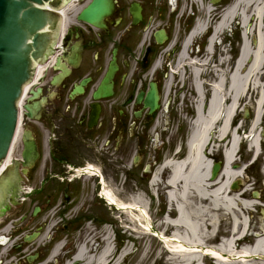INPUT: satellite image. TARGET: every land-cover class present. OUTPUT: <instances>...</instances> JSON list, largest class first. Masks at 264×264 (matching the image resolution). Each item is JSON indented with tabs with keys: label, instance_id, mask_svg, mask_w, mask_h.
Masks as SVG:
<instances>
[{
	"label": "flooded vegetation",
	"instance_id": "flooded-vegetation-1",
	"mask_svg": "<svg viewBox=\"0 0 264 264\" xmlns=\"http://www.w3.org/2000/svg\"><path fill=\"white\" fill-rule=\"evenodd\" d=\"M90 2L74 1L77 12L64 17L53 50L25 94L23 106L29 111H21L18 156L11 160L12 166L19 167V175L8 184L13 202L2 208L0 234L4 229L6 233L0 235V264H38L58 242L63 256L67 245L73 252L78 242L97 241L107 220L101 211L96 214L95 205L81 202L85 193L77 186L73 170L87 161L95 162L100 168L96 172L101 174L102 169L115 171L127 161H132V168L143 163L146 133L161 109V85L168 68L176 66L178 47L166 48L174 13L168 10V0L166 4L159 0H111L112 9L102 20L103 27L97 28L78 20ZM159 32L165 36L161 43L155 39ZM160 53L161 60L156 62ZM151 84L159 96L152 114L144 106ZM186 84L185 69L180 79L171 76L169 116L186 107L190 89ZM25 145L28 165L22 168ZM162 145L155 148L153 163ZM218 156L215 161H220ZM249 173L253 191L258 189L259 199L264 201L259 186L264 177V140ZM19 178L26 191L22 202L17 200ZM12 210V216L21 213L11 217ZM77 233L80 237L75 240ZM27 238L30 241H25Z\"/></svg>",
	"mask_w": 264,
	"mask_h": 264
},
{
	"label": "bare ground",
	"instance_id": "bare-ground-1",
	"mask_svg": "<svg viewBox=\"0 0 264 264\" xmlns=\"http://www.w3.org/2000/svg\"><path fill=\"white\" fill-rule=\"evenodd\" d=\"M73 11V7L67 9L64 11V16ZM232 19H237L242 28L248 27V31L242 33L243 45L240 48L236 65L234 64L233 70L228 73L227 77L224 73L217 76L206 104L203 103L205 95L200 76L201 67L206 64L209 57L199 63L196 58L188 57L186 52L194 39L205 30V22L198 21L194 25L188 33L179 55L180 62L184 63V67H188L189 74L192 76L196 97L194 106L196 114L193 117L191 136L187 140V155L181 162H176L171 158L165 159L163 165H160L157 172H154L150 181L151 187H157L159 175L168 170L169 174L163 185L166 191L165 199L168 205L175 206L177 214L171 219L163 218L164 220L160 224L164 225V230H170L172 235L171 238H166L161 233H153L152 230L151 233L156 235L168 248L173 264H204L203 258L206 255L213 257L216 264H264V234L256 238L250 247L236 248L245 235L247 221L243 213L258 203L243 199L247 189L241 193L229 191L230 184L239 180L245 170V167L242 169L232 168V165L237 161L236 150L239 140L242 138L235 135L231 131L232 129H229V125L233 115L238 111L241 99L251 89L259 90V94L254 102L253 119L243 139L248 140L249 151L251 148L256 150L260 141L258 126L264 109V86L259 82L264 65V0H234L232 6L226 10V13L221 14L219 21L212 29L207 47L209 55L212 53V46H215L217 37L229 27ZM252 21L256 23L250 24ZM247 32L254 35L253 48L248 44ZM196 63L200 68L194 66ZM181 67L177 66L176 74ZM242 69L243 71L240 72ZM226 78H228V85L224 90ZM218 142L226 144L223 155L224 165L217 181L210 182L208 178L210 156L213 157L214 154L212 143L217 144ZM256 151L258 155V148ZM101 190V197L107 203L115 204L117 210L125 213L129 220L143 221L148 228L150 218L146 214V207L139 205L141 199L135 198L131 199L129 203H118L110 190L104 187ZM227 215L230 219L229 235L223 241L221 240L217 247H208L206 244L208 240L214 238L212 235L218 221ZM108 239L107 235L104 241ZM96 245L98 246V244ZM60 251L61 244L53 249L47 263L57 257ZM127 253V249H123L121 252L122 255ZM112 255L113 252L108 246V242L99 249L95 246L92 250L83 244L67 264L77 262L117 264L119 257L110 259Z\"/></svg>",
	"mask_w": 264,
	"mask_h": 264
},
{
	"label": "rangeland",
	"instance_id": "rangeland-1",
	"mask_svg": "<svg viewBox=\"0 0 264 264\" xmlns=\"http://www.w3.org/2000/svg\"><path fill=\"white\" fill-rule=\"evenodd\" d=\"M162 1L163 4H166L167 0H159ZM198 0H179L177 3V7L181 5L182 12H183V18H173L171 20L173 22V25H176V28H178V24H180V33L178 35L179 37V43L183 40V24L186 20V25L189 26V22L192 18V22L194 23V19L196 15H198L199 21L202 19L205 21L207 30H210V33L206 34L205 37H202L199 35L196 37L192 43V56L193 58H196L197 62L201 63V61L206 60L209 55L205 50V47H203V43L206 42L207 44V37H209L212 33V29L216 22L219 21V18L221 14L226 13V10L232 6L234 3V0H218L214 4L210 5V9L208 11L205 10L206 4H208L210 0H202L203 8H201L197 2ZM201 2V0H200ZM190 4L191 12L195 15L191 18L186 17L190 13L189 7ZM196 6H199V10L196 12ZM180 8V6H179ZM168 10L169 7H168ZM166 11V10H165ZM172 12V11H171ZM174 12V11H173ZM178 12V11H177ZM176 12V14H177ZM170 13V12H169ZM229 13V12H228ZM69 13H67V16ZM256 22H251L250 24H255ZM192 29V28H191ZM248 31V27L246 29L242 28L239 24V21L237 19H233L232 23L229 25L228 28L223 30L221 34L216 39V44L214 46V54L209 59H207V62L205 65L201 67L202 72L200 76V80L203 83V90L205 95L204 103L206 104L209 98L210 88L213 87L217 80V75H220L221 73H224L227 77L228 73L233 70L235 59L237 58L239 54V49L243 45L242 41V33L244 31ZM248 33V32H247ZM178 43V45H179ZM255 43L254 35L252 36L251 33H248V44L249 46H252L253 48ZM198 55H195V54ZM184 63L181 62V65L186 70V83H188L187 87L190 88L187 91L186 94V100L184 101L183 110L180 112L179 110L175 115L169 116V113L167 114L166 107L169 104V99L167 98L164 100L162 106L163 108L159 112L157 116V123H153L149 130L146 133L145 138V149H144V160L143 163H141L138 167L132 168L128 172L126 171V168H128V165L130 164V161L124 162L121 165H118L115 167V171L112 169H102L103 174V184L102 186L105 189L110 190L113 195L116 197V200L118 203L125 202L129 203L131 199L139 198L140 200V206L146 207V212L148 213V216L150 218L151 223H155L156 228L159 229L162 228L161 221L164 213L166 212V208L168 206V203L165 199V190L163 188L164 182L168 176V171H164L161 175H159V184L156 188L151 187L149 185V180L151 177H153L154 172H157V166L162 163L164 159L171 158L172 151L178 146H180L181 152H186L185 142L187 139V136L190 131L191 127V120L193 119L195 113H194V105H195V92L193 89V82H192V76L189 74L188 67L183 66ZM197 66V63L196 65ZM181 68V69H183ZM190 68V67H189ZM197 68H200L197 66ZM191 69V68H190ZM243 69L240 71L242 72ZM188 75L189 78H188ZM261 80L259 81L264 86V65L262 67L261 71ZM181 83H179L180 85ZM228 85V78H226L225 84H224V90H226ZM173 88V87H172ZM257 92V93H256ZM259 94V90H250L247 95L244 96V98L241 99L239 103V108L237 111L238 114V120L242 123L241 133L247 134L248 127L250 125L251 120L253 119V109H254V101L257 100V95ZM177 104L180 103V99H177ZM177 108H181V106L177 105ZM248 112L249 117L244 118V113ZM186 114V115H185ZM193 114V116H192ZM192 116V117H191ZM237 120V121H238ZM250 120V121H248ZM261 127H263V121L261 123ZM259 129V127H258ZM248 142V140L246 141ZM246 142H242L240 147V161L241 162H248L250 157L249 153L246 151ZM163 143L164 145H162ZM162 145V150L157 153V158L160 161L157 165L153 164L155 156V148ZM173 145V146H172ZM19 142L15 149L12 152L11 158H15L18 156V150H19ZM88 165H93L94 170L100 172V168L95 162L87 161ZM145 168H148L147 170V177H142V172ZM244 175L241 178V185L240 189H250L251 192H258V189H255L253 191V185L252 181L253 179L250 178V173L248 167L244 171ZM262 184L259 183V186L263 189L264 193V177L262 176ZM95 177L88 178V177H81L80 180H77V186L81 187L82 191L85 193L83 195V198L81 202L84 200L86 203H92L95 205V212L97 214L98 211H101L106 220L108 221V224L112 225V230L114 232V235L117 237H120L123 241L120 247H118V243H115L114 251L116 253H120L123 251V249L128 250V256L124 259L122 264H173L171 258L167 256V259L164 258V255L166 257L167 254L164 253L161 244L152 238L143 237L141 238L140 230L136 228L135 230L138 232L137 236L140 237L137 240L133 238L132 236H129V232L127 231L124 233L125 229L122 228L125 224L129 225V223H132L133 227H136V221L137 220H127L126 214L122 215L123 213L116 211L114 209H109L105 205L104 201H101L96 196L97 192H95V195H92V192L98 188L97 187V181L95 182ZM257 187V186H256ZM156 192V196L152 195V192ZM249 191V190H248ZM250 194L248 192L243 196L245 198H248ZM103 205V206H102ZM149 208V210L147 209ZM15 213V210H12L11 214L9 216L15 217L18 216L20 213H17L15 216H12V214ZM52 213V212H51ZM262 213V211H261ZM245 215L246 221L249 220V230L253 233H255V236L261 235L264 233V215L260 214L259 211L255 210L252 211H245L243 213ZM251 215V217H250ZM240 217V215H239ZM222 219L218 221V224L216 226L217 234L212 240H208L207 246H215L218 243H220V238H227L229 235L230 230V219L227 216L221 217ZM137 222H143L138 220ZM131 225V224H130ZM105 228H102V232H106L104 230ZM216 233V232H214ZM131 234V233H130ZM169 234V233H167ZM80 237V233H77L75 235V240H78ZM42 238V237H41ZM41 238L39 239L41 241ZM253 236L245 238L244 241H240L238 243V246L236 247L239 249L240 247H243L245 245H250L253 243ZM68 244V243H67ZM78 244V243H76ZM75 244V247L77 246ZM96 246L95 243H92V241L89 243L88 248L91 250L94 249ZM72 247V245H71ZM99 249V248H97ZM67 250V253L62 258L61 256L56 260L53 261L51 264H63L67 258L73 255V253L70 251L71 248L69 245L65 248V251ZM115 253L113 252L114 256ZM112 258V257H111ZM110 258V259H111ZM70 259V258H69ZM114 259V257L112 258ZM84 263V262H81ZM206 264H213L211 260L205 259Z\"/></svg>",
	"mask_w": 264,
	"mask_h": 264
},
{
	"label": "water",
	"instance_id": "water-1",
	"mask_svg": "<svg viewBox=\"0 0 264 264\" xmlns=\"http://www.w3.org/2000/svg\"><path fill=\"white\" fill-rule=\"evenodd\" d=\"M68 1L0 0V165L7 157L13 141L23 89L32 80L36 66L51 52L61 24L58 11ZM215 1L217 0H212ZM111 7L110 0H92L80 12L78 19L99 28L103 27L102 19L110 13ZM163 38L162 33L155 34L157 43H161ZM108 77H111V73ZM157 100L156 88L151 84L144 99V106L150 109V113L157 108ZM24 109L29 111L28 106ZM18 142L16 141L13 150ZM28 156L25 145L23 166L27 165ZM218 169L219 165L214 164L211 181L215 179ZM13 177L14 167L8 168L0 176V208L6 201L8 184ZM231 189L236 190L237 185H232Z\"/></svg>",
	"mask_w": 264,
	"mask_h": 264
}]
</instances>
